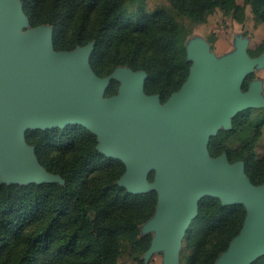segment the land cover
Masks as SVG:
<instances>
[{
  "label": "water",
  "instance_id": "obj_1",
  "mask_svg": "<svg viewBox=\"0 0 264 264\" xmlns=\"http://www.w3.org/2000/svg\"><path fill=\"white\" fill-rule=\"evenodd\" d=\"M93 46L55 51L49 25L30 27L20 0H0V183L63 185L39 164L25 132L81 126L95 136L98 153L124 165L118 186L157 195L144 222L154 233L144 258L162 250L163 264H178L180 242L204 197L245 211L238 234L214 264H251L264 255V183L253 185L242 161L208 151L210 138L229 130L236 114L264 106L255 84L241 89L264 64V53L250 58L238 40L217 60L204 43L185 45L188 76L161 103L158 94H145L144 71L119 66L96 76L89 64ZM111 80L119 83L117 93L105 97Z\"/></svg>",
  "mask_w": 264,
  "mask_h": 264
},
{
  "label": "trees",
  "instance_id": "obj_2",
  "mask_svg": "<svg viewBox=\"0 0 264 264\" xmlns=\"http://www.w3.org/2000/svg\"><path fill=\"white\" fill-rule=\"evenodd\" d=\"M20 1L30 27L52 28L55 51H72L93 41L89 64L96 76H108L119 66L144 71L145 94H158L161 103L188 76L180 60L190 28L182 20L192 27L219 9L242 23L244 6L254 1L264 25V0H244L243 6L235 0H167L168 10L134 9L135 0ZM252 77L243 80V91ZM116 88L111 81L105 96L115 94ZM253 111L235 115L230 130L210 138L208 151L211 157L224 152L230 163L242 161L250 182L261 185L264 154L257 157L255 147L263 135L264 117H255ZM25 140L35 148L39 164L64 183H0V264H116L121 237L134 252L148 249L151 236H139V226L153 215L157 195L131 194L118 186L124 165L98 153L94 135L81 126H67L29 130ZM244 217L241 205L200 199L183 237V264H214ZM251 264H264V255Z\"/></svg>",
  "mask_w": 264,
  "mask_h": 264
},
{
  "label": "rangeland",
  "instance_id": "obj_3",
  "mask_svg": "<svg viewBox=\"0 0 264 264\" xmlns=\"http://www.w3.org/2000/svg\"><path fill=\"white\" fill-rule=\"evenodd\" d=\"M235 2L241 6L244 5V0H235ZM141 6H143L147 10H152L156 8L168 10L171 7L167 0H135L133 4L134 9ZM244 9H245L244 10L245 18L242 23H237L232 19L230 14H224L219 9H215L211 14H209L206 17L205 22L196 24L192 27L190 26L189 22L186 19L182 20L184 24L188 28H190V32L185 37L184 46L190 43H194L196 41L204 43L205 45H207L209 51L218 60L226 55L231 54L236 47L237 41L243 40L246 44V53L250 58H257L261 56L264 53V47L260 49V45L262 44V41L264 39V25L260 18L258 5L256 2L253 1L250 2L249 4H246L244 6ZM27 29L28 28L25 27L22 29V31ZM180 64L184 68V70L188 72L192 63L187 59V55L185 54V57L180 60ZM250 74L253 75L250 84H255L260 90L259 96L264 98V64L261 66L256 65L252 73ZM111 81L117 83V88L115 92L116 94L119 87V83L115 80H111ZM105 97H109V96H105ZM253 110L254 111L252 112V115H254L255 117H264V106L259 108H254ZM220 130L228 131L225 130L224 128H220L217 131V133ZM236 144L237 143H235L234 146H236ZM255 152L257 157H260L264 154V130L259 143L255 147ZM150 175H152V180H149ZM153 176H154L153 172H151L148 175V180H147L148 184L152 183ZM139 232H140L139 236L154 235L153 231H147L146 223L140 224ZM183 250L184 247H183V239H182L178 250V264H183L182 262ZM144 253L145 252L143 253L134 252L126 242L125 238L121 237L120 255L117 259L116 264H140L138 260L141 261V264L164 263L162 250H158L152 253L147 259L144 258ZM135 258H137L138 260H136Z\"/></svg>",
  "mask_w": 264,
  "mask_h": 264
}]
</instances>
